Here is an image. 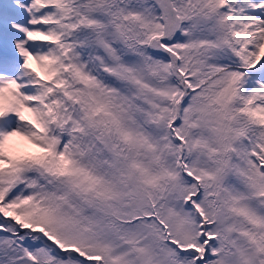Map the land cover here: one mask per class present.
I'll return each mask as SVG.
<instances>
[{"label": "snow or ice", "instance_id": "obj_1", "mask_svg": "<svg viewBox=\"0 0 264 264\" xmlns=\"http://www.w3.org/2000/svg\"><path fill=\"white\" fill-rule=\"evenodd\" d=\"M0 264H264V0H0Z\"/></svg>", "mask_w": 264, "mask_h": 264}]
</instances>
